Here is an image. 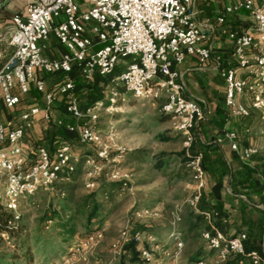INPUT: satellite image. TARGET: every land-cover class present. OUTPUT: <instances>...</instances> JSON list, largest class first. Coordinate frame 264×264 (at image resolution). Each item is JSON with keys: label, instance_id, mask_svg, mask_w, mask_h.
<instances>
[{"label": "built area", "instance_id": "obj_1", "mask_svg": "<svg viewBox=\"0 0 264 264\" xmlns=\"http://www.w3.org/2000/svg\"><path fill=\"white\" fill-rule=\"evenodd\" d=\"M240 9L250 12L257 35L248 31L229 34L237 66H219V75L226 84V104L231 115L245 117L252 108H264V0L261 4L255 0H237L226 7L217 21L224 23L226 14ZM12 23L8 41L0 42V114L1 105L8 110L16 109L32 88L43 94L45 108L31 106L21 110L17 117L0 122V203L11 214L10 229L16 228L22 219L23 199L41 189L52 188L57 182L70 180L78 164L79 157L68 142L61 143L53 154L45 146L31 147L25 142L36 116L42 112L45 120L51 118L58 95L67 96V111L74 118L88 117L85 123L67 124L68 129L78 131L81 143H103L94 124L99 120L102 103L85 110L80 108L75 81L69 75L74 65L80 67L86 79H93L97 72L110 74L124 58L130 57V61L123 62L124 69L115 81L139 99L160 100L161 112L172 120L175 130L184 138V146L190 150L205 111L195 99L184 95L182 74L174 66L182 64L187 56L206 64L214 49V27L199 19L193 0H35L25 15H14ZM52 35L65 48L54 57L46 55ZM253 48L258 52L251 58ZM252 59L256 62L251 68L255 80L248 82L239 76V70L252 66ZM57 72H64V79L50 88L41 74ZM16 88L19 93L14 91ZM247 90L257 92L251 106L239 99ZM124 94L116 93L125 99ZM225 135L243 161L249 162L257 154L259 149L254 145L240 146L236 131ZM31 149L35 155L32 158ZM107 154L104 145L99 157L106 158ZM187 164L196 182V190L187 205L204 214L199 209L206 186L202 154L190 155ZM113 174L117 177L119 172ZM122 182L126 187L127 182ZM86 185L94 186L95 181H87ZM182 212V208L176 211V221L169 234L175 248L167 253L176 260L184 247V234L179 227ZM0 236L9 240V229L0 226ZM202 236L207 248L216 252V258L209 261L203 257L196 264H222L232 255L244 256L250 264H264V249H246V232L228 237L220 231H203ZM97 237L90 233L77 249L89 247ZM136 238L159 245L158 236L151 232L138 233ZM151 250L143 249L147 264L152 259Z\"/></svg>", "mask_w": 264, "mask_h": 264}, {"label": "rangeland", "instance_id": "obj_2", "mask_svg": "<svg viewBox=\"0 0 264 264\" xmlns=\"http://www.w3.org/2000/svg\"><path fill=\"white\" fill-rule=\"evenodd\" d=\"M130 59L124 58L118 66ZM232 63L237 66L235 60ZM251 65L256 66L255 60H251ZM251 76L248 82L255 80L254 74L251 73ZM46 81L52 88L56 80L49 77ZM14 91L19 93L17 88ZM252 91L247 90L241 98L248 106L257 94ZM118 92H125V99L116 95ZM42 101L40 95L28 96L25 100L27 104L36 102L39 105H42ZM97 103H102V109L99 120L94 124L102 135L103 143L83 144L79 138L60 142H68L73 147L79 157L80 174L74 175L66 183L60 181L52 188L41 189L34 196L21 201V222L27 228L25 233L30 235L34 258L20 264H121L130 242L137 244L143 264L148 262L143 254L145 247L152 249L149 264H189L193 251L205 244L202 235L189 240L183 235L184 247L179 259L171 258L167 253L175 248L169 234L176 221V211L182 208L187 216L191 209L187 200L196 190V182L187 164L190 150L184 146V138L175 130L172 120L161 112L160 100L139 99L133 93L126 92L124 86L116 81L105 88L104 98ZM251 111L256 120L251 128L252 133L258 144L264 145V118L260 117L264 116V108H252ZM57 114L56 108L51 120H37L25 139L31 147L40 144L50 126L59 124L55 121ZM62 117L69 122V116ZM87 121L88 117H83L78 124ZM102 145H106V158L99 157ZM185 153L187 157L183 158L182 154ZM29 156H35L32 149ZM87 156L97 159L95 162H82ZM116 172L119 174L114 177L113 173ZM90 180L95 181V185L87 187L86 182ZM123 180L127 182L126 187L123 184V187L109 186ZM64 184H70V188L66 189ZM93 192H97V200L101 202L98 216L86 228L83 215L75 219L73 231L66 232L63 221L72 218L74 206L68 198L72 195L78 200ZM147 208L149 210L145 211ZM55 213L59 214V219L48 221ZM146 232L158 236V246L136 238L138 233ZM90 233L98 237L89 247L78 250V244ZM13 249V241L0 236V252L10 253ZM128 259L129 256L126 258L127 264Z\"/></svg>", "mask_w": 264, "mask_h": 264}, {"label": "crops", "instance_id": "obj_3", "mask_svg": "<svg viewBox=\"0 0 264 264\" xmlns=\"http://www.w3.org/2000/svg\"><path fill=\"white\" fill-rule=\"evenodd\" d=\"M34 1L0 0L1 43H5L9 39L13 16L16 14L25 15L28 6ZM193 2L198 11L199 19L214 27L212 31L214 36L212 56L206 64H200L196 57L187 56L182 64L175 65L174 68L180 70L182 74L181 80L186 88L184 95L195 99L205 111V117L199 122L195 131V143L209 159V168L205 169L206 186L203 189L202 197L207 206L205 209L201 208L205 220L202 232L220 231L228 237L246 232L248 234L247 242L250 246L259 243L263 246L264 145H259L257 138L252 133L251 128L256 121L254 116L251 118L249 128L243 132L241 117L231 115L230 108L226 104V84L219 75V66H234L232 63L234 61V47L229 34L248 31L257 35L255 22L250 12L245 9L226 14L224 23L217 21L218 16L225 12L226 7L234 4L237 0H193ZM255 2L261 4L262 0H255ZM49 41L46 55L54 57L65 51L55 36L52 35ZM257 52L258 49L253 48L250 51L251 58ZM252 67L240 69L239 76L246 79L251 78ZM33 91H36L43 98L42 93L32 88L31 92L23 97L21 104L16 109L8 110L1 105L0 122H7L17 117L21 110L31 106L38 105L43 110L45 108L44 99L42 105L36 102L28 104L25 102L28 96L33 95ZM254 92L252 91L253 94ZM241 98L242 96L239 98L240 101ZM62 99L63 96L59 95L54 102L51 109V119L57 108L56 122L62 121L66 126L70 123L74 124L73 121L78 123L80 119L74 118L67 111V100L65 102L67 113H63L58 108ZM253 100L254 97H252L250 106ZM79 105L82 110H85L81 106L80 100ZM62 116H69V122L64 120ZM260 117L264 118V116ZM41 118L44 119L42 112L34 118L33 125L27 131L26 137L28 132L35 127L37 120ZM229 131L238 133V141L242 148L250 145L258 147L257 154L249 162L243 161L238 153L232 149L231 142L225 135ZM25 142L27 143L26 140ZM204 258L213 261L216 258V252L207 248ZM235 258L239 259L238 264H250L249 259L241 255H232L222 264H227L229 260Z\"/></svg>", "mask_w": 264, "mask_h": 264}, {"label": "trees", "instance_id": "obj_4", "mask_svg": "<svg viewBox=\"0 0 264 264\" xmlns=\"http://www.w3.org/2000/svg\"><path fill=\"white\" fill-rule=\"evenodd\" d=\"M235 65V64H233ZM124 69V65L117 66L110 74L102 75L100 73H96L93 79H86L82 74L80 67L74 65L72 71L70 72V76L75 81V93L78 95L80 99L81 106L86 109L88 106L95 104L98 100L104 98V90L108 85L114 83L115 79L121 74ZM64 72H57V73H43L41 75L42 78L47 79L49 77H53L56 81L52 88L57 86L59 82L64 79ZM33 95H39L36 91L32 92ZM59 96V95H58ZM67 100V96L64 95L61 103H59L58 108L63 112L67 113L65 108V102ZM252 111L248 116L241 117V122L243 125V132L249 128L251 122ZM197 130V129H196ZM79 138L78 132L75 130H70L67 128L65 124H56L50 126L45 132L43 137L41 138L40 144L37 146H45L51 154L55 152V150L60 145V142L63 140H74ZM202 153V165L204 169L209 168L208 164V157L206 156L205 152H201L199 146L194 142L190 148V155L195 156L197 154ZM183 158H186L187 155L182 154ZM91 159L90 156L83 159V161H87ZM92 159H97L92 158ZM189 159L187 158V161ZM188 163V162H187ZM80 166L79 164L76 165L75 171L71 174V177L74 175L80 174ZM65 182V181H64ZM66 183V182H65ZM123 182L120 183H112L109 186H122ZM65 188H70V184H64ZM123 187V186H122ZM97 192H93L88 195H84L80 197L78 200L75 199V196H70L69 202L73 206L72 209V218L69 220L63 221V228L66 232H71L75 228L74 222L75 219H80L81 216H85L86 222L85 227H89L92 220L95 219L99 214V209L101 202L97 200ZM71 207V206H70ZM200 207L205 209L206 202L202 199ZM11 214L3 209L2 205L0 204V226L3 229H9L10 233V240L13 241L14 249L10 253L0 252V264H20L23 261H32L33 252L30 246V235L25 233L26 227L22 225L21 220L18 222L17 227L14 229H10L8 227V220ZM185 216V217H184ZM59 214L55 213L54 216L48 219V221H53L59 219ZM182 223H184L182 225ZM205 220L204 216L201 213H197L194 210L190 209L187 216L182 212V219L179 224V227L183 234L186 235L187 240L191 237L197 238L198 236L202 235V230L204 228ZM46 226V224H45ZM89 235V234H88ZM248 239L246 240V249L249 251L251 249H264V245L262 246L261 243L250 246L248 244ZM127 252L126 255L123 256L121 264H127L126 258L129 256V264H143L142 260L140 259V251L137 249V244L135 242H130L126 246ZM207 252L206 244L200 245L196 248L195 251L189 257V264H196ZM239 259H231L227 262V264H238Z\"/></svg>", "mask_w": 264, "mask_h": 264}]
</instances>
